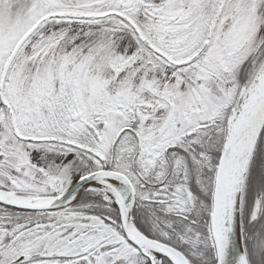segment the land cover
Returning a JSON list of instances; mask_svg holds the SVG:
<instances>
[{"label": "snow or ice", "instance_id": "6c2138e0", "mask_svg": "<svg viewBox=\"0 0 264 264\" xmlns=\"http://www.w3.org/2000/svg\"><path fill=\"white\" fill-rule=\"evenodd\" d=\"M0 264H264V0H0Z\"/></svg>", "mask_w": 264, "mask_h": 264}]
</instances>
